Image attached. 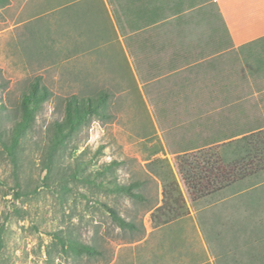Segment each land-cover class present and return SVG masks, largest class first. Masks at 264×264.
I'll return each mask as SVG.
<instances>
[{
	"label": "rangeland",
	"instance_id": "1",
	"mask_svg": "<svg viewBox=\"0 0 264 264\" xmlns=\"http://www.w3.org/2000/svg\"><path fill=\"white\" fill-rule=\"evenodd\" d=\"M71 1L0 4V264H264V173L215 192L223 183L214 174L192 189L179 171L185 160L206 161L210 147L264 131V88H203L196 74L174 76L171 88H137L115 36L79 43L87 36L71 18ZM248 46L227 59L228 73L260 62L264 43ZM38 77L48 97L12 158L23 97ZM104 91L108 116L68 131L67 101ZM235 131L242 133L229 138ZM173 178L183 201L163 223L157 208L164 179ZM134 181L142 199L112 191L114 182ZM107 206L135 229L117 226ZM69 242L101 253L77 254Z\"/></svg>",
	"mask_w": 264,
	"mask_h": 264
},
{
	"label": "crops",
	"instance_id": "2",
	"mask_svg": "<svg viewBox=\"0 0 264 264\" xmlns=\"http://www.w3.org/2000/svg\"><path fill=\"white\" fill-rule=\"evenodd\" d=\"M70 3L73 22L81 23L87 36L79 43L100 44L115 36L137 88H162L163 83L171 88L176 75L192 74L205 77L203 88H264V52L254 68L225 70L231 54L255 41L264 43V0Z\"/></svg>",
	"mask_w": 264,
	"mask_h": 264
},
{
	"label": "trees",
	"instance_id": "3",
	"mask_svg": "<svg viewBox=\"0 0 264 264\" xmlns=\"http://www.w3.org/2000/svg\"><path fill=\"white\" fill-rule=\"evenodd\" d=\"M7 1L8 0H0V4H5ZM40 79L41 78L38 77L33 82L31 91L23 97L22 119L15 124L14 137L10 147H8L12 158H15L14 150L19 144L22 133L29 127L30 122L33 120L36 108L48 97V92L45 87H43ZM107 100L108 95L105 91L99 92L94 97L83 99H78L77 97L70 98L66 103V129H68V131L74 130L89 116L107 117ZM63 127V123L57 124V128L62 132ZM262 132L264 131H258L257 134L251 132L250 134L246 133L237 139L221 143L216 148L210 147L209 150L204 153V156L200 157L206 158V161L203 163L196 162V164L190 163V166H188V164H186L187 160H185V164H180L179 171L183 174L182 176L187 184L193 186L192 189H195L194 183L200 182L203 178L208 179L210 178L209 174H214L215 181L223 183L218 187L213 186V191L215 192L223 189L225 184H231L233 180H253L254 178H258L264 173V138L260 135ZM241 133L240 131H235L229 138ZM261 138H263L262 141L259 140ZM220 139L223 140L225 138L220 137ZM218 141L220 140L214 139L203 145H212ZM196 146L197 145L193 144V146H190L188 149L197 148ZM216 149L221 150H219L218 153L215 152ZM210 158H214V161H210ZM159 161L160 160L157 159L156 163H159ZM116 164V161L105 164L103 172L101 173H106L107 171L111 172L113 166ZM160 164H164V162L160 161ZM141 186L142 182L140 181L127 184L114 182L112 191L139 200L143 198L142 193L137 191ZM163 197L164 203L157 208V214L164 215L165 218L162 220L163 223H169L176 218H174V215L173 218H171V216L167 217L166 215L175 208V205L183 201L178 183L174 178L172 180L164 179ZM172 205H174V208ZM107 209L117 226L122 229H135V224L126 220L115 208L107 206ZM68 247L80 255L96 256L101 253L96 247L81 242H69Z\"/></svg>",
	"mask_w": 264,
	"mask_h": 264
}]
</instances>
